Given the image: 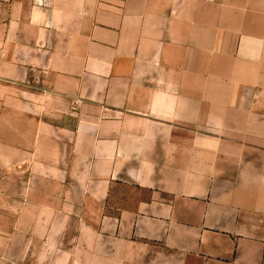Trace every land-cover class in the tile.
Segmentation results:
<instances>
[{"label":"crops","instance_id":"obj_1","mask_svg":"<svg viewBox=\"0 0 264 264\" xmlns=\"http://www.w3.org/2000/svg\"><path fill=\"white\" fill-rule=\"evenodd\" d=\"M45 127L102 263L264 264V0H0L4 196Z\"/></svg>","mask_w":264,"mask_h":264},{"label":"rangeland","instance_id":"obj_2","mask_svg":"<svg viewBox=\"0 0 264 264\" xmlns=\"http://www.w3.org/2000/svg\"><path fill=\"white\" fill-rule=\"evenodd\" d=\"M50 108L44 106L45 116L61 128L72 127L66 102L53 106V115L47 112ZM50 129L45 127L42 168L35 166V155L28 154L32 167L6 172L11 196H4L9 187L4 184L0 151V264H117L101 261L98 196L84 190L82 169H68L66 134L57 138L60 151H51ZM23 180L28 196H19ZM108 253L114 254L111 249Z\"/></svg>","mask_w":264,"mask_h":264}]
</instances>
